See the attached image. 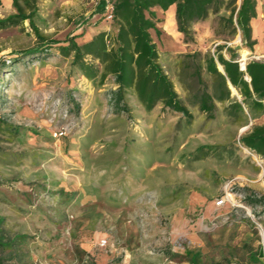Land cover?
<instances>
[{
	"label": "rangeland",
	"instance_id": "obj_1",
	"mask_svg": "<svg viewBox=\"0 0 264 264\" xmlns=\"http://www.w3.org/2000/svg\"><path fill=\"white\" fill-rule=\"evenodd\" d=\"M0 1V18L16 13L12 0ZM227 1L199 21L186 49L170 24L152 32L190 117L161 103L147 111L132 90L116 108L110 76L88 80L59 53L66 37L81 44L101 26L113 38L99 0L32 1L39 33L59 41L47 56L24 54L43 46L29 20L0 29V240L13 241L0 246L3 264H191L186 250L199 253L200 264H264V157L237 142L264 125V111L242 106L229 115L228 102H215L210 116L178 77L186 53L228 58L229 48L240 66L264 60L220 19ZM202 78L211 85L205 70ZM219 195L226 200L215 208Z\"/></svg>",
	"mask_w": 264,
	"mask_h": 264
},
{
	"label": "trees",
	"instance_id": "obj_2",
	"mask_svg": "<svg viewBox=\"0 0 264 264\" xmlns=\"http://www.w3.org/2000/svg\"><path fill=\"white\" fill-rule=\"evenodd\" d=\"M33 0H23L24 6L18 0H12L16 13L0 18V29L14 26L29 20L32 29L43 46L29 49L24 54H44L47 56L50 46L59 43L58 40H46L34 25ZM235 0H228V15L220 19L231 28L232 33L239 31L243 45L251 50L255 43L251 39L249 20L255 16V0H240L237 6ZM1 3V1H0ZM106 0H99L97 12H104ZM175 4V21L177 30L182 33L185 42H193V26L205 20L211 12H216L223 0H113L112 27L113 38L106 31H100L86 42L79 44L74 36H68L57 50L63 56L71 57V67L88 80L98 79L103 84L110 76L115 85L109 93L116 108L121 109L125 91L132 90L145 108L149 111L158 103L163 108L180 112L190 117L187 107L181 102L172 80L159 63L160 52L153 42L150 30L156 27L154 7L162 10ZM226 7V8H227ZM29 8V13L24 9ZM222 47L218 46V50ZM228 58L220 52L205 54L200 52L183 54L179 62L178 77L185 91L191 93V100L202 112L211 116L215 102H228L229 115L241 112L242 106L252 114L264 111V60H248L244 69L239 70L236 61L237 54L226 49ZM201 58L197 60L198 58ZM219 65L222 73L217 69ZM205 70L211 78V85L202 78ZM188 77V82L185 81ZM229 85L238 93L240 99L230 98ZM0 122H2L0 120ZM237 142L257 155L264 157V125H253L245 133L239 135ZM202 149V147H200ZM249 202H259L261 198L244 197ZM2 219L0 218V224ZM13 241L0 246L8 247ZM191 264H200L199 253L186 250ZM261 256V250H258ZM0 264H3L0 261Z\"/></svg>",
	"mask_w": 264,
	"mask_h": 264
},
{
	"label": "crops",
	"instance_id": "obj_3",
	"mask_svg": "<svg viewBox=\"0 0 264 264\" xmlns=\"http://www.w3.org/2000/svg\"><path fill=\"white\" fill-rule=\"evenodd\" d=\"M258 1L260 3H262V5L260 4L258 7L255 6V16L249 20L251 39L254 40L255 43L252 45L251 50L248 49L249 52L257 53V54L264 51V0H258ZM152 10L155 13L156 27L158 24L162 25L163 27L165 24H170L172 26L171 30H175L177 36H181V38H183L182 33H180L176 27L175 4H172L166 10H162L160 7H154ZM200 25H201L200 22H197L196 24H194L193 29L197 30V28H198L197 26H200ZM100 31H106L107 32V27L101 26L95 33L90 35L88 38H85L83 40V42L90 40L93 35L97 34ZM152 32H155V30L154 29L150 30L151 37L153 38ZM166 35H168V32ZM166 37H168V36H166ZM153 42H155V41H153ZM182 43H183L185 49L190 44L189 42H185V41H183ZM159 59H160V57H159ZM254 60H256V59H254Z\"/></svg>",
	"mask_w": 264,
	"mask_h": 264
},
{
	"label": "built area",
	"instance_id": "obj_4",
	"mask_svg": "<svg viewBox=\"0 0 264 264\" xmlns=\"http://www.w3.org/2000/svg\"><path fill=\"white\" fill-rule=\"evenodd\" d=\"M112 13H113V0L107 1L105 4V8H104V16L107 20L111 21L112 20ZM55 135H57V133L55 132ZM59 135H61V133H59ZM231 185H233V181L232 180H227L224 183V188H226L228 190V188L231 187ZM226 190V191H227ZM225 197L222 195L217 196L214 201H213V206L215 208H218L220 206H222L225 203ZM98 245L101 247H105L107 245V241L105 238H102L98 241ZM261 256L260 258L262 259V261L264 262V243L263 240L261 242Z\"/></svg>",
	"mask_w": 264,
	"mask_h": 264
},
{
	"label": "bare ground",
	"instance_id": "obj_5",
	"mask_svg": "<svg viewBox=\"0 0 264 264\" xmlns=\"http://www.w3.org/2000/svg\"><path fill=\"white\" fill-rule=\"evenodd\" d=\"M246 53H247V50H245V49H242L241 50V59L240 60H244L245 59V55H246ZM218 68H220L221 69V67L218 65ZM230 86V85H229ZM233 89V88H232Z\"/></svg>",
	"mask_w": 264,
	"mask_h": 264
},
{
	"label": "water",
	"instance_id": "obj_6",
	"mask_svg": "<svg viewBox=\"0 0 264 264\" xmlns=\"http://www.w3.org/2000/svg\"><path fill=\"white\" fill-rule=\"evenodd\" d=\"M217 69L222 73V69L218 68V66H217ZM243 69H244V63L242 64V66H240L239 64V70H243Z\"/></svg>",
	"mask_w": 264,
	"mask_h": 264
}]
</instances>
